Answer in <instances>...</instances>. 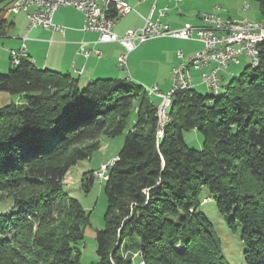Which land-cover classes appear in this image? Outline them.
Listing matches in <instances>:
<instances>
[{"label":"trees","instance_id":"1","mask_svg":"<svg viewBox=\"0 0 264 264\" xmlns=\"http://www.w3.org/2000/svg\"><path fill=\"white\" fill-rule=\"evenodd\" d=\"M252 1L264 19V0ZM259 57L219 96L175 92L162 137L156 103L133 80L82 87L29 57L11 62L0 91L23 103L0 105V264H83L77 246L91 213L64 180L102 136L124 133L107 171L105 226L91 264H139L135 255L143 264H225L201 210L205 189L231 224L241 223L244 264H264V42ZM192 130L203 149L186 144Z\"/></svg>","mask_w":264,"mask_h":264},{"label":"crops","instance_id":"2","mask_svg":"<svg viewBox=\"0 0 264 264\" xmlns=\"http://www.w3.org/2000/svg\"><path fill=\"white\" fill-rule=\"evenodd\" d=\"M207 1L209 0H127L133 11L116 22L114 31L119 36H123L128 30L141 29L146 18L150 16L153 19L160 18L173 29L182 28L186 24L200 26L203 14L213 13L216 10L218 13L220 9L219 6H216V10L205 8L203 2ZM197 2L202 5H198ZM2 12L0 38H7L0 40L2 72L9 70L11 51L19 49L24 43L23 38L26 37L25 44L29 58L38 68L71 74L79 79L81 86H86L97 79H130L146 89L151 86L157 87L165 94L163 89L169 88V82L173 87V70L180 62L177 52L182 50L185 57H188L204 48L203 43L197 40L159 37L129 53L127 67L122 68L118 64V58L126 53L125 48L119 43H100L97 33L84 32L82 30L84 15L73 7H62L54 14L53 22L63 27L64 33L40 26L30 28L29 25L25 28L26 31L18 28L16 32L17 20L8 22L13 14H5V9ZM163 12L164 15H161ZM22 13L26 15L29 23L28 12L15 15ZM228 19L232 18L228 17ZM9 29L13 30L10 35ZM83 44H86L85 50H82ZM195 44L201 48L192 49ZM97 50L101 51V56L97 55ZM84 51H89L90 55L85 56ZM162 68L169 74L168 82L161 78ZM222 78L225 79L224 76ZM198 83L201 84L200 81Z\"/></svg>","mask_w":264,"mask_h":264},{"label":"built area","instance_id":"3","mask_svg":"<svg viewBox=\"0 0 264 264\" xmlns=\"http://www.w3.org/2000/svg\"><path fill=\"white\" fill-rule=\"evenodd\" d=\"M145 1V0H140ZM178 1V0H176ZM62 7H73L84 15V32H95L100 43H119L126 53L118 58L120 67H127L128 54L146 42L159 38L171 37L183 40H197L204 48L188 57L182 50L177 52L179 63L173 70V87L169 93L163 94L157 87L148 88L162 99L161 127L164 125L166 106L175 92L194 88L198 77L201 84L209 91L219 89L223 84L222 73L230 64L241 65L242 57L249 60H260L255 57L256 42L264 36V23L249 19L233 20L213 17V13L202 15V25L186 24L182 28L173 29L160 18H146L141 29L128 30L123 36L115 33L116 22L133 11L127 0H10L5 14L28 12L29 27L52 28L55 32L64 33L63 27L53 22L54 14ZM33 9V11H30ZM164 15V12L161 14ZM19 49H14L12 64H19L22 50L27 49L25 40ZM82 45V50H85ZM101 56V51H96ZM89 56V51H84ZM197 74V75H196Z\"/></svg>","mask_w":264,"mask_h":264},{"label":"rangeland","instance_id":"4","mask_svg":"<svg viewBox=\"0 0 264 264\" xmlns=\"http://www.w3.org/2000/svg\"><path fill=\"white\" fill-rule=\"evenodd\" d=\"M10 0H5L0 4V9H5L9 5ZM198 5L201 3L197 2ZM202 5V4H201ZM193 6V5H192ZM205 8L210 10H216V6H219V10L213 12V14L222 16L223 19H228L231 17L233 20H260L262 15L259 10V6L256 2L252 0H209L203 2ZM246 8V10H245ZM2 11L0 12V18L3 17ZM212 13V12H211ZM17 20V32L18 28L26 31L29 23H27L26 15H11L8 22ZM264 20V19H263ZM262 21V20H261ZM13 30L9 29V35ZM17 37V36H16ZM7 38H0V40H6ZM184 44V41H182ZM186 46L188 43L185 44ZM197 44L194 45V50L200 49ZM1 54V52H0ZM241 65L230 64L229 69L222 73L225 77L222 84V90L219 92H212L221 95L225 86L234 78L239 76L244 68L249 64H252V60L246 57L241 58ZM11 66V64H10ZM164 67V66H163ZM7 72L9 70H6ZM169 71V69H168ZM1 73H7L2 72ZM161 78L164 81L170 79L167 71L162 68ZM172 81V80H171ZM166 82V83H167ZM199 78L195 80L194 89L203 95H209L211 91L205 85L199 84ZM169 88L163 89V92L167 94L172 86L169 82ZM83 87V86H82ZM151 86L150 88H152ZM148 88V87H147ZM219 93V94H218ZM3 96V98H2ZM152 102L156 103L157 115L160 111L159 107L161 105L162 99L157 97L156 94L150 96ZM15 102L16 104H22L23 100L18 95H10L5 92L0 91V105H8ZM169 109V108H168ZM138 110L135 106V112ZM135 113L131 117V121L135 122ZM159 128L163 130L164 128ZM125 134L118 136L104 135L100 138L99 147L92 157L88 160L79 162L76 166H73L64 180V191L70 196L76 198L80 201L82 206L91 213V224L85 229V238L82 243L77 246V249L81 252V262L83 264L96 263L98 261L97 255V242L96 234L97 231L101 230L105 226V214L107 211V196L105 193V182L107 171L109 166H111L117 159L119 152L121 151L124 142ZM160 134V133H159ZM184 140L186 144L196 150L203 149V135L197 131L192 130L184 133ZM201 198L204 200L201 206V210L206 214L207 218L213 225L214 232L220 239L221 244V254L225 264H244L243 253L246 250V246L242 241V225L239 221L235 220L231 224L230 216L222 215L216 205L215 196L212 195L208 190H204ZM11 204H7L4 208L9 210ZM0 207V211H1ZM134 261L139 264H143L140 257L135 255Z\"/></svg>","mask_w":264,"mask_h":264},{"label":"bare ground","instance_id":"5","mask_svg":"<svg viewBox=\"0 0 264 264\" xmlns=\"http://www.w3.org/2000/svg\"><path fill=\"white\" fill-rule=\"evenodd\" d=\"M213 17H220V16H217L215 14H213ZM261 23H264V20L261 21ZM264 42V36H262L257 42H256V45H255V57L256 59H260V44ZM14 55V50L11 51V57H13ZM22 57H25V58H28L29 55H28V50L25 49V50H22ZM251 62V60H250ZM252 63L254 66H257L258 65V60H252ZM17 65V64H16ZM222 90V86L219 88V89H216L214 91H211V92H219ZM147 92L148 94L151 96L153 94H155L154 92H152L150 89L147 88ZM170 104H171V101H169L168 105L166 106V116L164 117V125L163 127L167 124V122L169 121V116H168V108L170 107ZM157 108L160 109V107L157 106ZM158 119H159V124H160V127H161V110L158 112ZM159 137H162V134H163V130L159 131Z\"/></svg>","mask_w":264,"mask_h":264}]
</instances>
